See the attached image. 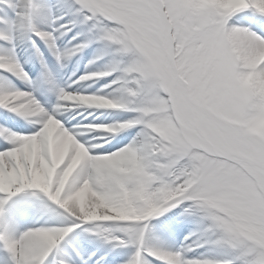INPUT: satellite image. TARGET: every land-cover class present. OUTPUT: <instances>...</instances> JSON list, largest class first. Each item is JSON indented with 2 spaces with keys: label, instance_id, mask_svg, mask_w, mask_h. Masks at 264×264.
I'll list each match as a JSON object with an SVG mask.
<instances>
[{
  "label": "snow or ice",
  "instance_id": "6c2138e0",
  "mask_svg": "<svg viewBox=\"0 0 264 264\" xmlns=\"http://www.w3.org/2000/svg\"><path fill=\"white\" fill-rule=\"evenodd\" d=\"M0 8L11 12L0 17V42L7 46H0V71L30 89L0 78V121H11L10 112L31 125L29 134L0 127V218L6 221L0 264H75L69 248L80 264H89L96 253L85 260L81 237L108 248L94 264H108L109 255L111 264H264V240L220 225L203 203L238 206L264 232V133L257 132L264 124V89L258 87L264 82V0H0ZM53 8L72 13L71 27H40L38 17L51 18ZM77 23L91 38L61 51L56 33L66 35ZM17 33L41 61L36 80L17 59ZM38 41L61 66L93 42L114 50L117 59L60 87ZM107 59L101 54L89 66ZM97 77L111 82L92 95L74 94ZM51 96L54 102H42ZM73 97L101 98L115 107L88 108L132 115L95 126L110 146L80 142L81 121L65 112L82 106ZM50 127L56 128L53 141H69L67 152L49 148ZM136 128L122 148L123 139L112 143ZM41 174L43 181L35 182ZM84 190L93 203L124 207L132 218L82 214L75 197ZM178 208L198 217L231 259H188L183 249L155 243L151 221ZM37 213L57 222L26 227Z\"/></svg>",
  "mask_w": 264,
  "mask_h": 264
},
{
  "label": "bare ground",
  "instance_id": "6f19581e",
  "mask_svg": "<svg viewBox=\"0 0 264 264\" xmlns=\"http://www.w3.org/2000/svg\"><path fill=\"white\" fill-rule=\"evenodd\" d=\"M55 1L57 3V0H55ZM5 15L10 16L11 15L10 10H8L7 8H0V17H4ZM37 23L40 25V27H42L46 30H51V28H59V27H61V25H67L64 20H60V21L53 23L51 25H44L39 21V19H37ZM78 29H79V27H76L70 33H77ZM56 36L58 37V39L56 41L57 47L61 51L65 50V49H69V45H67V42L65 40V38H68V36L67 35H61L60 32H57ZM0 46H3V42H0ZM3 47H6V46H3ZM102 49H103V47H102ZM108 50H107L106 57L108 59H110L109 61H111L113 59V57H116V56H115L114 52L111 51V49L109 51ZM41 52L43 53V55H42L43 61L46 63L47 69L52 74L55 84L60 86V87H67L68 85H72L74 81H77L81 77H83L84 75H81V73H80L81 71H82V74L91 73V70L93 69L94 66H95V68L97 66H99L98 64H93V65L89 66L88 61H90L91 58L89 57V54L87 53V51L85 53H83V55L81 57L83 59L82 64H84V65H82V70H79V71H78L77 67L79 64L78 58H80V55L77 56L78 58L76 57V59H74V60H72L73 57H71L69 60L65 61L63 63V65L61 66L60 64H58L56 62L54 56L48 50L46 45H45V48L42 49ZM16 56H17V59L19 60V62L23 65L24 70L29 75H30V73L33 72V70H31L32 69L31 64L33 61H36L37 63H39L40 73H42L43 69L41 66L40 59L37 58V55H36L35 51L32 49V47L30 48L29 44L27 42L20 39L19 33H17ZM100 62L103 63L104 60H102ZM100 62H98V63H100ZM70 64H71V66H70ZM66 66H68V67L70 66L69 72H67ZM3 77H7V79L10 80L13 84L16 82H19L18 80L15 79V77L11 76L10 74H8L4 71H0V78H3ZM93 83L94 82H92V81L84 82L83 88H81L79 85H77L76 86L77 91L74 92V94H83V95L95 94V92H93V86H94ZM89 85H92V86H89ZM258 87H260L261 89H264V82L259 83ZM69 91H72V89H69ZM54 100H55V97L51 96V97H47V99L42 100V102H45V101L54 102ZM93 102L96 103L97 105H100V106L113 107V105L109 104L106 101H103L101 98H93ZM66 103H71V102H66ZM90 110L98 112V114L99 113L103 114V113L108 112V110H106V109H90L87 106H77V107L67 108V109H65V112L66 113L67 112H74L76 115H79L81 113L86 114L87 111L91 112ZM108 120L109 119L106 117H101V118L97 119L95 122L100 124V122L103 121L104 124H106L108 122ZM80 121H81V123H80V125H78L80 132H81L80 142H83L84 140H88V141L92 142L93 144H96V141L98 139L97 136H99L98 134L100 132H98V134L96 135L95 131L94 132L89 131V128H87L86 126H84L82 124V117H81ZM111 124H113V122L108 124V125H111ZM0 127L8 129V128H6V126L4 124L1 123V121H0ZM27 128H28V130L31 129V125H29L28 123H27ZM55 134H56V128L50 127L48 130L49 148L54 149L56 147V145H59V151L60 152H67L68 149L70 148L69 141L67 139H64L61 142V139L59 137H57L56 140L53 141L52 138H53V136H55ZM101 134H103V133H100V135ZM126 136H127V133L123 132L120 135L116 136V138L113 139V141L117 142V140H121V139H123V141H125ZM0 144H3V141H0ZM124 145L125 144H123V146ZM0 150H3V148L0 147ZM78 155H80V153H78ZM34 181L35 182H42L43 181V175L41 174L37 177H34ZM75 201H76V206L78 207L79 211L82 214L88 215L93 219L117 220V219H119V217L124 212V210H123L124 207L113 208V207H106L105 205L100 204V203H93L92 196L86 190L78 193L77 196L75 197ZM53 207H55V206H53ZM102 213H104V214L102 215ZM10 219H12V217H9V220ZM46 221L47 222L49 221L51 223L57 222V221H50L48 216H41L37 213V214H34L33 216L29 217L25 221V226L26 227H40V226L45 225ZM158 222H160V219ZM5 223H6V221L3 218H0V227H3L5 225ZM107 223H111V222H107ZM164 228H166L167 230H169L171 232H167L165 237L164 236L162 237V240L163 239L166 240L165 241L166 243H173L175 240V237H177V235H178V233H176L177 232L176 226L165 224ZM174 231L177 235L176 234L174 235ZM157 236L161 238V236H159V233H155L154 239ZM192 243H194V242L192 241ZM90 244H92L95 249H99V250L101 249L100 247H98L94 243V241L85 240L83 237H81V239L79 241V245H78L80 252L82 253V251L84 250V247H86ZM67 251L72 256V259L75 260L72 253H71V248L67 249ZM111 262H112V257H110V255H109L108 256V264H111Z\"/></svg>",
  "mask_w": 264,
  "mask_h": 264
},
{
  "label": "rangeland",
  "instance_id": "374dc122",
  "mask_svg": "<svg viewBox=\"0 0 264 264\" xmlns=\"http://www.w3.org/2000/svg\"><path fill=\"white\" fill-rule=\"evenodd\" d=\"M42 2L48 4V5H55L57 4L55 0H42ZM53 14L54 16H62L63 18H65V21L68 22L70 24L71 21H73L75 19V17L72 15V13L68 10V9H57V8H53ZM79 27L78 29V37L82 36L83 37H89L88 33H87V29L85 27H82L81 25H79L77 23V25L75 27L72 28H76ZM83 40V39H81ZM93 47L90 48L91 54L90 55H96V52L98 53V55H105L107 54V50L105 49V47L98 43V42H93ZM103 47V49H102ZM110 50V49H109ZM108 50V51H109ZM112 52H114V50H111ZM117 59V57H113L112 60ZM125 61H130L131 57H126L124 58ZM110 59L104 60V64L103 67L100 66L98 67V69L95 71H100L103 70L104 68H106L108 66V63ZM111 60V61H112ZM44 62V61H43ZM45 63V62H44ZM46 64V63H45ZM99 77H97V83H94V90L93 92L96 93V90L104 88L105 87V83H99ZM108 82H111L110 78H106ZM107 92H112V89H106ZM113 107H115V105H113ZM131 113H126V112H122L119 110H113V112H108V113H99L95 112V111H91V112H86V114L83 115L82 117V122L84 123L83 125L86 126L87 128H89V131L94 132L97 135L98 132H96L95 130V126L99 125V123L95 122L97 119L101 118V117H106L108 118V123L105 125H108L110 123H115L118 121H122L125 119H129L131 117ZM80 118H78V120H80ZM89 121H93L94 123L92 125L89 124ZM24 123L22 122V124L20 125V127L18 126L17 131H25ZM139 131L138 128L136 129H132L127 131V136L125 141H123V144H127L129 143L132 138L135 136L136 132ZM258 134L259 133H264V124H262L258 130H257ZM99 136H97V141L96 144H103L104 146H110L107 145L104 142V137L105 134H98ZM112 143H116L113 142ZM122 144V143H121ZM123 145H120V147ZM115 151V149L113 150ZM188 187H191L190 185ZM185 191H187L188 189L185 188ZM204 205L215 212L216 217H217V222L220 225L229 227L231 229H233L234 231L240 232V233H247L250 235L255 236L258 240H264V232H261L259 229L256 228L255 226V222L253 220H251L249 217L240 214V212H238L236 210V207L238 206H224L221 203H218L216 200L213 199H208V200H204L203 201ZM124 212L123 214L119 217V220H125V219H131L132 217L128 215V209L124 208L123 209ZM182 213V209H174L171 212H169L168 214L161 216L157 219H153L151 221L152 227H153V233L155 236V233H159L160 237H155L154 242L158 243L162 246H166V240H162V237L167 234V232H171L169 230H167L166 228H164L165 224H169V225H175L176 226V233H178V235L175 233L174 231V235L176 234L177 237H175V240L173 242V244H177L178 241L180 242H188V240H192L195 244V247H198V249H201L202 252L197 251V253H195V256L198 259H212V260H228L231 259L232 253L231 251L224 247V246H217L214 241L217 239L216 236L212 235V234H208L205 233L203 228V224L201 223L200 219L198 217L195 216H184L181 214ZM162 218V219H160ZM160 219V222H158ZM103 223H107V222H103ZM203 245V246H201ZM119 251H126V250H117Z\"/></svg>",
  "mask_w": 264,
  "mask_h": 264
},
{
  "label": "clouds",
  "instance_id": "9594fccd",
  "mask_svg": "<svg viewBox=\"0 0 264 264\" xmlns=\"http://www.w3.org/2000/svg\"><path fill=\"white\" fill-rule=\"evenodd\" d=\"M73 102L87 107L98 106L93 102V97H73Z\"/></svg>",
  "mask_w": 264,
  "mask_h": 264
}]
</instances>
